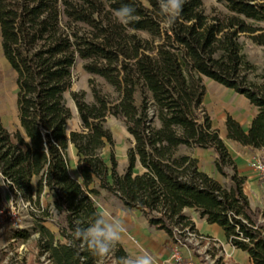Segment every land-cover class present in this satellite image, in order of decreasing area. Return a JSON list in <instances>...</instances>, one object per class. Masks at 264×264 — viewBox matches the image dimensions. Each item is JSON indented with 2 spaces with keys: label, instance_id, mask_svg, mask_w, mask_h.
<instances>
[{
  "label": "trees",
  "instance_id": "1",
  "mask_svg": "<svg viewBox=\"0 0 264 264\" xmlns=\"http://www.w3.org/2000/svg\"><path fill=\"white\" fill-rule=\"evenodd\" d=\"M219 1L226 11L208 14L201 0H185L174 26L165 29L159 0H0V51L14 73L18 120L14 131L0 120V180L13 201L32 204L31 224L12 228L11 235L26 239L35 233L36 255L45 264H97L71 241L74 222L87 226L100 212L93 202L99 188L162 229L169 249L181 228L195 230L182 211L192 207L219 225L226 241L245 250L253 264H264V207L250 205L242 189L245 175L202 103V76L244 96L255 113L245 130L225 113V136L264 148V0ZM125 5L135 9L128 25L114 15ZM243 39L260 47L258 63L243 50ZM76 57L112 87L113 96L91 84L88 101L82 89H69ZM67 89L79 127L66 135ZM107 114L121 120L132 138L120 172L111 148L108 162L100 154L113 143L103 124ZM68 142L80 181L68 172ZM181 144L211 148L223 181L179 153ZM136 163L140 170L133 172ZM40 196L49 199L41 204ZM5 203L0 196V209L7 211ZM4 216L7 228L12 219ZM122 256L128 253L119 242L113 260Z\"/></svg>",
  "mask_w": 264,
  "mask_h": 264
},
{
  "label": "rangeland",
  "instance_id": "2",
  "mask_svg": "<svg viewBox=\"0 0 264 264\" xmlns=\"http://www.w3.org/2000/svg\"><path fill=\"white\" fill-rule=\"evenodd\" d=\"M203 4L204 11L208 14L222 13L226 9L219 0H201ZM243 50L246 52L247 56L258 63L260 61L261 50L259 46L251 44L246 39H243ZM83 59L76 57L75 61L71 67V84L69 89H82L84 91V99L91 100L90 85L93 84L100 89L101 92L107 93L110 97L114 95L112 87L99 75L87 72L82 67ZM209 79L208 77L202 76V81L205 83ZM69 89L64 92L65 102L68 105L71 115L66 121L65 130L68 132L69 129H77L79 127V118L75 109L73 100L69 95ZM135 102L138 103V94H134ZM244 99L234 91L224 92V89L214 90L210 94V99L204 102L203 106L207 114L209 115L211 124L218 129L221 124V119L224 118L226 109L231 108V111L238 114L240 111L244 110L246 107ZM228 102V103H227ZM0 120L2 124L9 130L14 131L18 127V120L16 116L15 107V84H14V73L6 62L5 58L0 51ZM157 123L156 120L153 121ZM104 126H106L112 136L113 143L109 146L107 143L100 149V154L106 162H108V152L109 148L112 149L114 158L116 160L117 171H122L126 164V149L132 144V138L125 130L121 120L114 117L113 115L107 114L103 121ZM222 129L224 125L220 126ZM188 147V146H187ZM190 147V146H189ZM188 147V148H189ZM263 150L254 155L262 156ZM66 154L68 160V172L71 176L75 175L77 172L76 168V154L75 149L71 143L67 144ZM203 165H207L208 157L203 158ZM138 171V167L134 166L133 172ZM80 181V177H77ZM218 180L223 181L220 174L217 175ZM93 185H96L95 181ZM0 196L4 198L6 203L5 207L8 206L7 210L14 211V217L12 221L4 228L5 225V211L0 209V264H37V258L39 264H45L43 257L36 255V249L33 243V238L35 233H31L26 239H20L13 237L12 228L23 227L31 224V217L27 210H33L32 204H28L24 201L16 200L13 201L11 194L6 188L5 184L0 180ZM48 197L40 196L41 204H44ZM250 203H258L260 208L264 207V186L259 187V190L255 191V194L250 195ZM93 202L99 211H107L116 217L124 221V217L118 215V212L122 211L130 213V208L123 207L119 200L112 195L105 192L103 188H99V194L93 197ZM121 214V215H122ZM49 228L55 230L54 225L51 222H44ZM196 255L198 252H194ZM231 260V259H230ZM202 264H206L202 262ZM111 264V263H110ZM240 264V263H239Z\"/></svg>",
  "mask_w": 264,
  "mask_h": 264
},
{
  "label": "crops",
  "instance_id": "3",
  "mask_svg": "<svg viewBox=\"0 0 264 264\" xmlns=\"http://www.w3.org/2000/svg\"><path fill=\"white\" fill-rule=\"evenodd\" d=\"M204 85L205 92L202 97V103L207 102L210 99V94L214 90H220L223 88L224 92L234 91L231 88L223 86L217 81L211 80L210 78L207 79ZM236 94L237 96L240 95L241 98L244 99L243 101H246L245 104L247 108L240 111L238 114L231 111V108H227L226 111L227 113L232 115L239 122L242 129L245 130L250 122V119L255 113V106L248 103L246 98L241 94ZM222 124L223 119H221L220 126ZM220 126L218 127V135L221 137L224 145L226 146L228 152L234 160L238 173L245 175V180L242 184V189L246 193L249 201L251 194H255V191L259 190V187L263 188V186L259 184L256 178V174L250 166V160L254 157V155L262 151L263 148H252L250 146L242 145L235 140L227 138L225 136L224 127L222 129ZM67 134L68 132H66V135ZM177 151L179 153H188L191 156L195 157L197 159V165L200 169L204 170L214 178L218 179L217 175L219 173L215 170L211 161L213 157L211 148H201L197 146H190L188 148L187 146L181 144L178 145ZM207 157L209 159L208 163L207 165H203L202 159H206ZM135 166L138 167L139 171V164L136 163ZM78 176L79 173L77 171L72 177L79 181V179L77 178ZM250 205L253 206L259 204L250 203ZM130 210V213L123 212L124 214H122V211L118 212V215L124 217V223L127 228V232L123 234L122 239L120 241V244L122 245L124 250L128 253V255H136L141 250H144L150 253L155 258L156 264H172L170 260V249L168 247V236L166 235V233L162 229H157L153 226H150L146 222L145 218L141 215L139 210L134 208H130ZM182 211L184 214L188 215L189 218L193 221L195 230L200 233L212 236L219 244L221 250L229 259L234 260L240 264H253L250 261L245 250L234 247L226 241L223 230L219 225L214 222L205 221L204 218L198 216L197 211L192 207H183ZM178 249L186 259L190 260V264H202L201 261H199L200 257L198 258V255H196V253H194L193 251L189 250L187 247L179 246Z\"/></svg>",
  "mask_w": 264,
  "mask_h": 264
},
{
  "label": "clouds",
  "instance_id": "4",
  "mask_svg": "<svg viewBox=\"0 0 264 264\" xmlns=\"http://www.w3.org/2000/svg\"><path fill=\"white\" fill-rule=\"evenodd\" d=\"M185 0H159L160 13L163 17L161 26L165 29L174 26L180 17ZM118 22L128 25L135 19V9L125 5L114 13ZM72 233L71 244L83 246L95 258L97 264H156L155 258L147 251L141 250L136 255H128L113 260L117 245L127 228L122 219L105 211L97 212L94 218L87 222L76 220Z\"/></svg>",
  "mask_w": 264,
  "mask_h": 264
},
{
  "label": "built area",
  "instance_id": "5",
  "mask_svg": "<svg viewBox=\"0 0 264 264\" xmlns=\"http://www.w3.org/2000/svg\"><path fill=\"white\" fill-rule=\"evenodd\" d=\"M263 155L253 157L250 160V166L256 174V178L260 185L264 186V148ZM13 210L5 211L9 219L14 217ZM179 231V229H177ZM181 236L170 249V260L172 264H190V260L186 259L178 249L179 246H185L193 252H198L202 262L206 264H239L234 260H230L221 250L216 240L207 234L200 233L188 227L181 228Z\"/></svg>",
  "mask_w": 264,
  "mask_h": 264
}]
</instances>
